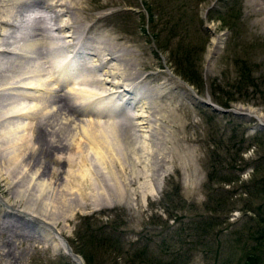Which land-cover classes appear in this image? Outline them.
<instances>
[{
	"label": "rangeland",
	"instance_id": "374dc122",
	"mask_svg": "<svg viewBox=\"0 0 264 264\" xmlns=\"http://www.w3.org/2000/svg\"><path fill=\"white\" fill-rule=\"evenodd\" d=\"M262 1L264 0H75L83 9L71 11L67 15L74 23L72 41L78 44L83 40L88 49L81 53V56L79 53L72 56L66 52L71 46L72 41H69L66 43V50L57 52L65 65L70 63L69 76L76 75L73 71L75 67L72 65L78 67L80 73L78 76L81 79L98 75L100 70L96 66L87 68L91 66L92 57L87 54L92 53L91 42L94 38L99 40L108 35L111 40L120 38L126 41L125 43L114 41L116 45L123 44L118 53L121 55L118 62L119 71L123 69L124 75L128 72L136 78L146 74L151 76L146 80L140 78L142 84H136L134 80L133 87L126 88L130 91L135 88L132 97L134 101L133 99L130 101L129 96L121 94L117 100H109L104 105H98L103 103V100L90 105L86 98V101L77 102L75 105L73 97L69 98L68 102L63 100L61 104L65 103L64 107H67L66 103L72 102L71 105L80 108L76 116L77 121L85 122L86 106L90 110L97 105L106 111L113 110V105L119 104L117 108L125 112L122 114L125 118L128 115L134 117L136 113L140 114L138 106L140 104L137 103L143 100L144 106L153 111L152 118H157L161 122L155 126L148 120L147 124L136 129V132H144L140 133L144 135L142 138L144 143L141 146L143 150L139 151L146 154L144 155L146 160L144 157L140 159L137 154L123 152L121 146H108L111 152L106 150V144H103L105 152L103 161L107 163L103 165L106 170H100L105 175L97 170L96 165L89 160V155L81 162V154H84L87 146L82 134L81 154L78 152L74 156L76 160L73 155L70 156L74 162L69 160L72 164L67 162L62 153L66 156L74 153L77 145H73L71 141L69 145L68 141L61 151L56 150L53 144L45 142L43 144L41 141L44 140L36 143L35 136L40 134L41 130L35 129V124L29 131L30 140L35 138L31 143L14 141L17 148L29 150V147L34 146L36 152L30 156L48 164L44 174L52 182L54 190L51 192L45 190L44 194L50 192L53 214L58 218L57 228L75 255L86 258L90 252L95 262L101 259L105 264L111 262L131 264L134 249L142 247L145 252L143 264H169L170 260L177 258V264H241V261H238L243 254L241 244L238 243L234 247L230 242L232 246L230 248L228 240L235 243L237 236L233 232L239 230L246 222L243 207L248 197L240 185L253 175L251 162L264 155L263 146H258L253 140V138L261 140L264 137ZM36 16L43 18L38 24L45 28L47 25L45 15L36 13ZM62 20L64 18L55 22V26L60 27ZM13 23L23 27V20ZM68 31L70 29L64 28L58 36L70 34ZM23 32L19 35L21 39H27L31 34L26 28ZM214 38L220 41L221 46L206 58ZM47 45L51 46L44 47L40 53L54 51L51 49L52 44ZM57 55L47 57L46 67L41 69L44 73L45 70L48 73L54 68ZM0 62H2L0 67L4 64L6 67L15 60L6 58ZM27 65L36 66V62L29 61L25 64ZM96 65L98 66L97 62ZM36 70L39 73L40 69ZM36 77L33 78L40 79ZM98 77L94 76L97 78V84H93L96 86L95 89L97 85L99 86ZM108 78V81H114L113 76ZM60 86V94H64L68 87L66 84ZM79 87L92 93L94 91V87L91 89L86 86H75ZM81 94L84 96L85 92L82 91ZM99 97L101 96L99 95L98 99ZM93 98L97 100L95 92ZM203 102L214 105L225 102L228 108L223 109L229 112L227 114L212 112ZM133 106H137L136 110ZM249 111L256 113L259 119L232 113ZM117 120H113L116 126ZM122 123L129 129L130 123H127V120H123ZM237 125L240 128L233 132L235 140L244 141L243 150L239 154L241 159L236 162V168L240 171L229 183L213 184V187H222L230 195L227 202L230 204L229 210L221 214L225 216L221 225L207 227L203 224H210L207 218L211 217L207 210L210 206L208 197L211 192L208 189L209 184L206 183L210 151L219 141L222 144L228 143L225 138ZM105 126L104 123L100 127ZM97 129L98 127L94 126L90 132ZM117 132L120 133L119 129ZM45 137L47 141L51 139L47 135ZM72 140L76 143L75 139ZM257 143L260 145L261 142ZM37 144L39 145L36 146ZM232 152L229 154H233ZM217 153L220 158L225 157L221 149H218ZM7 154L11 156L8 152L5 154L0 150L2 170L12 165L10 161L6 162ZM26 157L29 160L27 150L23 158ZM60 159L64 160V163L60 164L58 162ZM25 162L30 163L27 160ZM80 163V167H85V170L89 168L90 163L92 171L81 175L83 172L77 166ZM57 168L62 171L61 178L64 180L62 179L59 184L62 188L58 187L56 178L50 175V171ZM260 173L257 172L256 176H262ZM2 184L4 185V182L0 183V264H74L64 256L59 247L53 246L51 241L45 238L37 228L39 223L27 225L21 216L6 211L5 205L8 202L6 199L10 200L11 207L16 204L13 202V196ZM116 185L117 187H114ZM252 204L255 205L251 207L255 208L259 202ZM231 215H236L232 221L229 220ZM64 219L66 222H63ZM97 227L105 228L107 233H111L112 230L117 233V239L112 238L118 246L116 250L107 248L106 245L105 253L91 251V246L87 244L88 236ZM196 229L205 231L206 236L197 240V237H193V231ZM240 232L242 237L246 236L244 230ZM217 242L223 245L215 255ZM134 243L137 245H131Z\"/></svg>",
	"mask_w": 264,
	"mask_h": 264
},
{
	"label": "bare ground",
	"instance_id": "6f19581e",
	"mask_svg": "<svg viewBox=\"0 0 264 264\" xmlns=\"http://www.w3.org/2000/svg\"><path fill=\"white\" fill-rule=\"evenodd\" d=\"M80 8L83 9V7L78 6V3L75 2V0H0V61L5 60L6 58H14L15 60L14 63L10 62L6 67V64L0 67V150L4 151L5 154L8 152L11 155H6V162L10 161L12 163V165H10L9 167L4 168L3 170L0 169V183L4 182V185L2 184L4 189L10 192L14 199L13 202L16 204V206L14 205L11 207L9 204L10 200L6 199V202L8 201L7 205H5L6 211H11L13 214L21 216L23 222L27 225H32L35 222L39 223L40 225H38L37 228L44 234L45 238L47 240H50L53 246L59 247L62 250L64 256H66L74 264H81L82 262H80L79 259H81L82 261L83 259L78 255L77 256L79 258L74 257L72 255V250L70 253H67L65 250V240L62 237L60 229L57 228L58 218L53 214V203L51 202L50 198V192L54 190L53 184L49 179L45 177L44 174V170L48 169V164H45L43 161L39 160V158L33 159V157L30 156L31 153L36 152V148H34V146L29 147V150L28 148L26 149L29 154V160L28 157L24 159L23 157L26 155V150L23 148H17L14 144L16 142L14 141H25L24 143H31V140L33 141L36 138V143L44 140L41 141L43 142V144L44 142L53 144L56 150L59 149L61 151H63L64 149L62 147L66 146L65 144L68 141L70 145L71 141L73 145H77L75 152L67 156L66 154L62 153L63 155H65V159L68 162L69 160H71V155H73L74 157L78 152H80L81 154L82 141H80V138L82 134L84 136V139H86L85 142L87 146L84 150V154H81V162H83L84 158L87 159L86 157L89 155V160L96 165V167L98 168L97 170H99L100 173H103L101 172V170H106L103 165L107 163V161H103L105 155L103 144H106V150L109 151H111V149L108 146H121L123 152H128V154L133 155L137 154L141 159L142 157H144V155H146L143 153V151H139L143 150V148L141 149V146L144 143L142 140L144 135L140 133L144 132H136V129L139 126L147 124L148 120L155 126H158L161 123L157 118H152L153 111L150 110L148 106H144L143 100H140L137 103L140 104L138 106L140 107L141 113H136L134 117L126 114L128 115V117L125 118L122 115L125 112L123 110L121 112L119 111L120 108H117L119 104H114L115 106L113 105V110L109 109L106 111H104L103 108H99V106L97 105L93 107L94 109L91 108L90 110L89 107L86 106L85 111L87 112L85 113V117L87 118L85 122L88 123L79 120L77 121L76 116L77 114H79L80 108H75L76 106L71 105L72 102L70 104L66 103L67 107H64L65 103L64 105L61 104L63 100L68 102L69 98L71 99V97H73V99L76 101L74 102L75 105H77V102L82 103V101H86L85 98L89 103H91L90 105H94V103H98L102 100L104 102H101L98 105H104V103H108L109 100H117L121 96V94H124V96H129L128 99L130 101H132L133 99L134 101V98L132 97L134 96L133 92H135V88H133V91H130L126 88L128 86L133 87L132 82L134 80L136 81V84H142L140 78L146 80L151 76V74H146L136 78L128 72L127 75H124L125 72L123 69L122 71H119L120 67L118 62H120L119 60H121V55H119L118 53L123 44L116 45L114 41H122V39L117 38L111 40L110 38H108V36L110 37V35H108L101 37V39L99 40L94 38L93 42H91L92 53L87 54L89 57L92 56L90 58L91 66H88L87 68L89 69L92 66H96L100 70L98 75H93V77L89 76L81 79V77L78 76V74H80L78 72V67L76 65H72L73 67H75L73 71L76 73V75L70 77V63H68V65H65L64 61H62L63 58H60V56L57 55V52L61 53L66 50V43L74 39V33L72 31L74 23L72 22V19L68 18L67 15H69L71 11H76ZM34 11L45 15L47 24L45 26L46 29L42 28L38 24L39 22H41L40 19H43L41 18V16H38L37 21L32 28L31 34L27 36L28 38L16 40L13 35L14 32H16L18 29H23L22 25H17L13 22H21L24 13ZM60 18H64V20H62V24H64L65 26H61V24L60 27H56L55 22H58ZM64 28H66L67 30L70 29V31H68V33L70 34H65L62 37L58 36ZM49 33H51V35H48ZM63 39H66V41H63ZM122 42L125 43L126 41ZM47 44H52L53 47H51V49H53L54 51H51L52 53H49L47 52V50L46 52L44 51L40 53V51L44 50V47L51 46ZM95 44H97V46ZM210 45L211 46L207 51L206 58L214 54L221 46L220 41L215 38L212 40ZM87 49L88 47L85 43H83V40L78 42V44L72 41L70 49H67L68 51L66 52L68 54L70 53V55L72 56L75 53H79V55L81 56V53H85ZM53 55H57V57L55 58V60L57 61H55L54 68H51L52 73L50 72V70L48 71V73L45 70L44 73V70L42 71L41 69L46 67L45 64L47 63V57ZM59 58L61 60H59ZM94 58H96L97 60L95 61ZM69 60H71V58ZM29 61H35L36 66H25V64L29 63ZM96 62L98 63V66L96 65ZM23 63H25L24 66H21ZM0 65H2V62H0ZM36 68L40 69L39 73ZM46 73L47 77L45 75ZM136 74L137 73H135V75ZM34 76H37L40 79L35 80L33 78ZM94 76H99L98 78L100 81L99 86L97 85L96 89V86H94L93 84H97V78H94ZM111 76H113V82L108 81V77ZM64 84H66L68 88L65 90L66 92L64 94H60V85L64 86ZM75 86H86L89 88L94 87V89L91 88L94 91L92 93L91 91H87L80 87V89L75 88ZM113 89H120L122 91H113ZM81 90L85 92L84 96L83 94H81ZM94 92L97 95V100H95L96 98H93ZM103 93L104 95H102ZM98 94L101 96L99 97V99ZM136 107L137 106H133L134 109ZM68 109H71V111ZM241 114L259 119L257 114L253 111ZM129 117L130 119H128ZM114 119H118L117 126L114 125L116 123H113ZM123 120H127V123H130L129 129L126 128V124L122 123ZM104 123L106 126L101 128L100 126L104 125ZM33 124H35L36 126L35 129L41 130V133L36 134L35 138L30 140L29 131ZM94 126H97L98 129L96 131L90 132L94 128ZM109 129H113L114 131ZM118 129L120 133L117 132ZM42 131L51 139H48L47 141V138L45 137V135H43ZM72 139H75L76 143ZM33 144L34 142L32 143V145ZM38 145L39 144H37L36 146ZM15 150H17V152H15ZM69 152L71 151L69 150ZM74 159L76 160L75 157ZM25 160H27L28 162L30 161L31 165H29L30 163H26ZM144 160H146L145 157ZM71 161L73 162V159ZM71 161H69L70 164H72ZM58 162L61 164L64 163V160L60 159ZM80 165L81 163L77 166L80 167ZM88 166L89 168L86 170L83 166L79 168L83 172H81V175L88 174V172L92 171L90 163H88ZM73 172L75 173V171ZM61 173L62 171H60L59 168L50 171V175L54 177V179L56 178L58 187L61 180L63 179V177L61 178ZM75 178H77V176H75ZM55 187H57V185ZM114 187H117V185ZM45 190H48L50 192L47 191L48 194H44ZM63 222H66V219H64ZM65 253L69 254V256H67Z\"/></svg>",
	"mask_w": 264,
	"mask_h": 264
},
{
	"label": "trees",
	"instance_id": "16d2710c",
	"mask_svg": "<svg viewBox=\"0 0 264 264\" xmlns=\"http://www.w3.org/2000/svg\"><path fill=\"white\" fill-rule=\"evenodd\" d=\"M215 104L222 108H228L225 102ZM236 128H240V126L237 125L231 130L232 132L230 131L231 134L225 138L227 139L228 143L222 144V142L219 141L215 148L210 151V159L207 163L208 172L206 176V183L209 184L208 189L209 192H211L210 196L208 197L210 206L207 207L211 217L207 218L210 221V224H203L207 227L213 228L221 225L223 220H225V216H221V214L223 212H228L229 210L228 208L230 204L227 202L230 195H228L226 190H223L222 187H213V184L229 183L237 177L236 173L240 171L238 168H236V162L241 159L239 154H241L243 150L242 144L244 141L243 139L238 141L235 140L233 132L236 130ZM253 140L258 146H263L262 151L264 152V137L261 140H257L256 138H253ZM257 142H261L260 145ZM218 149L224 151V158H220L217 153ZM231 151H233V154H229ZM251 164L253 168L252 177L240 185V187L243 189V193L248 197V201L244 203L243 207V215L246 219V222L242 224L239 230H235L233 232V234L237 236L235 243L231 240H228V242L233 243L234 247H236L238 243L241 244L243 254L238 260L241 261V264H264V155L258 157L256 161H252ZM259 171L261 172L260 174H262V176L257 177L256 173ZM257 201L259 204L255 208L251 207V205H255L252 204V202ZM203 230H205L204 227ZM242 230L246 232L245 237H242V232H240ZM193 232V237H197V240H200L206 236V232L201 231V229H196ZM112 238L117 239V233L114 230H112L111 233H107L105 228L97 227L95 230L89 233L87 244L91 246V251L93 250L94 253H96L95 250L105 253L107 250L105 247L106 245H108L107 248L110 247L113 250H116L118 247ZM231 243L229 245L230 248L232 247ZM131 245L137 244L134 243ZM222 245V243L217 242L215 245V255L218 254V251L222 248ZM144 253L145 252L142 250V247L140 249L135 248L132 254L133 259L130 261L131 264H143ZM88 254V257L86 258L81 256L84 260V264H105V262L101 259L98 262H95L93 255H90V252H88ZM134 258H136V260H134ZM177 261L178 258L177 260H170L169 264H177ZM110 264L114 263L111 262Z\"/></svg>",
	"mask_w": 264,
	"mask_h": 264
},
{
	"label": "water",
	"instance_id": "95a60500",
	"mask_svg": "<svg viewBox=\"0 0 264 264\" xmlns=\"http://www.w3.org/2000/svg\"><path fill=\"white\" fill-rule=\"evenodd\" d=\"M203 104H205V105H207V107H209L210 108V110L212 111V112H215V113H218V114H227L229 111L228 110H225V109H221V108H218V107H216V106H214V105H212L211 103H206V102H203ZM233 114H239V115H243V114H241V113H237V112H232ZM64 246H65V250H66V252L68 253H70L71 252V249L69 248V246L67 245V243L64 241ZM67 253H65L67 256H69V254H67ZM72 255L74 256V257H76V258H79L77 255H75V254H73L72 253ZM80 260V262H82L81 264H83V261L81 260V259H79Z\"/></svg>",
	"mask_w": 264,
	"mask_h": 264
}]
</instances>
